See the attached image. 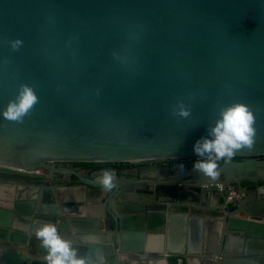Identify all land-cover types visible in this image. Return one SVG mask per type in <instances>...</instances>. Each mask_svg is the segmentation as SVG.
I'll return each instance as SVG.
<instances>
[{"label": "water", "instance_id": "1", "mask_svg": "<svg viewBox=\"0 0 264 264\" xmlns=\"http://www.w3.org/2000/svg\"><path fill=\"white\" fill-rule=\"evenodd\" d=\"M21 85L38 102L22 121L7 120L3 112ZM178 101L191 108L189 118L172 114ZM233 102L247 104L256 117L254 147L238 151L233 158L239 161H223L214 181L194 169L172 178L203 197L215 192L227 201L225 187L233 186L241 199L244 184L264 182V0H0V226L11 236L6 245L23 248L27 234L35 236L32 221L64 222L63 210H84L99 198L92 195L103 190L95 176L60 167L197 160L193 145L207 135L219 108ZM8 171L54 178L67 172L82 185L56 186V195L44 186L39 197L40 186L21 183L35 176ZM133 183L105 190L111 199L97 218L102 244L96 247L103 264L125 258L117 250L128 252L118 242L123 220L112 206L119 193L138 187ZM153 185L145 181L138 189L149 194ZM234 201L236 210L244 204H228ZM260 201L264 212V195ZM135 204L146 211L150 203ZM230 225L219 238L222 252L240 254L229 246ZM156 245L149 252L160 256L163 244ZM31 261L26 256L25 264Z\"/></svg>", "mask_w": 264, "mask_h": 264}, {"label": "crops", "instance_id": "2", "mask_svg": "<svg viewBox=\"0 0 264 264\" xmlns=\"http://www.w3.org/2000/svg\"><path fill=\"white\" fill-rule=\"evenodd\" d=\"M116 177L115 183L118 184L134 181V179ZM169 177L167 173L158 172L151 182L154 185L161 184L163 183L161 178ZM261 182L254 186L249 183L244 184L247 188L243 193L244 197L239 199L238 196L233 199L238 203L244 202L239 204V210H236L235 201L228 204L229 201L221 200L215 192L203 197L195 187L186 182L181 184L191 189L183 195L181 202L177 203L159 202L168 198L158 197L153 192V186L150 187L149 194L138 188L119 193L118 200L113 203L112 208L123 220L121 230L117 234L118 242L120 245L124 244L128 252L116 251V254L122 253L125 256L117 264H264V212H262L263 201H260L264 189ZM169 183L176 186L179 184L178 181ZM16 184L18 188H22L19 183ZM25 185L29 184H23V187ZM252 186L254 190L249 191ZM41 187L44 186L36 190L39 197L45 194ZM49 187L54 189L56 195V186ZM26 193L35 194V190H28ZM114 194L110 195L114 196ZM59 195L70 197L73 194L59 190ZM75 195L79 194L75 193ZM92 195L99 198L95 197L91 203L85 204L84 210L76 206L63 210L64 222L54 223L65 239H73L76 247H83L92 258L97 259L101 257V252L96 247L102 244L97 218L104 215L111 197H106L104 189ZM84 197H86L85 191ZM145 201L150 203L146 211L143 209L144 204H135ZM226 204L230 213L225 210ZM251 215L258 216L251 217ZM227 219L233 227L228 232L229 246L240 250V254L222 252L219 238L224 233ZM43 222L32 221L31 225L38 228ZM0 229L2 230L0 231V264H25L26 256L32 258L29 264H46L45 256H41L43 248L36 236L27 234L29 239L23 248L20 245L10 248L6 245V242L11 240L10 234L4 232V227L0 226ZM159 235H163L161 242L164 250L160 256H155L149 252V249L161 243L158 241ZM8 248L12 251H8Z\"/></svg>", "mask_w": 264, "mask_h": 264}, {"label": "clouds", "instance_id": "3", "mask_svg": "<svg viewBox=\"0 0 264 264\" xmlns=\"http://www.w3.org/2000/svg\"><path fill=\"white\" fill-rule=\"evenodd\" d=\"M19 43V40L15 41L13 48ZM37 102L33 90L27 85H21L18 96L9 101L3 116L10 121H22ZM172 114L187 119L191 116V108L183 101H178ZM255 123L256 117L247 104L233 102L221 106L214 124L208 126L207 135L193 145V151L199 157L193 163V169L210 180H216L220 176V161L231 162L238 151L254 147L257 135ZM180 167L182 169L183 165ZM95 179L106 191L116 186L114 169H103ZM35 236L45 250L46 264H103L102 257L92 260L81 256L73 242L60 234L54 222H43L36 229Z\"/></svg>", "mask_w": 264, "mask_h": 264}, {"label": "flooded vegetation", "instance_id": "4", "mask_svg": "<svg viewBox=\"0 0 264 264\" xmlns=\"http://www.w3.org/2000/svg\"><path fill=\"white\" fill-rule=\"evenodd\" d=\"M263 159V157L259 158ZM239 161V160H236ZM194 162H179L177 160L171 161H153V162H140V163H123V164H112L105 167L100 166H87L84 168H78L74 166H62L60 168L71 169L76 172H80L83 174L85 178L92 180L95 175L101 172L103 169H114L116 176L123 177L127 173L129 174H137L136 178H127L134 179L135 185H138L136 188H141L145 181L154 180L157 176V173H167L170 176L167 179L161 178L163 183L158 184L157 186L153 185L154 193L158 197L165 198H174L181 197L185 195L188 190L191 188H186V185H171L169 182L175 181L172 178L176 176V173L182 171L183 169H193ZM223 161L220 163L222 164ZM181 165L183 168L181 169ZM18 175V174H16ZM142 177V179H141ZM92 178V179H90ZM187 181V179H184ZM139 182V183H138ZM18 183V181H17ZM23 184L29 185H37V186H60V185H82V180L78 179L76 176L70 175L69 173H64L63 176H59L58 178L54 177H46V176H35L33 181L21 182ZM187 183V182H186ZM188 184V183H187ZM121 185V184H120ZM261 185L264 186V182H261ZM140 186V187H139ZM123 187L122 185L120 186Z\"/></svg>", "mask_w": 264, "mask_h": 264}, {"label": "built area", "instance_id": "5", "mask_svg": "<svg viewBox=\"0 0 264 264\" xmlns=\"http://www.w3.org/2000/svg\"><path fill=\"white\" fill-rule=\"evenodd\" d=\"M177 161H179V162H195L196 159H192V160L178 159ZM225 188H226L227 191H229V195H228V200L227 201L233 200L234 197L235 198L238 197L237 191H236V189L233 186H226Z\"/></svg>", "mask_w": 264, "mask_h": 264}, {"label": "rangeland", "instance_id": "6", "mask_svg": "<svg viewBox=\"0 0 264 264\" xmlns=\"http://www.w3.org/2000/svg\"><path fill=\"white\" fill-rule=\"evenodd\" d=\"M85 165H78V166H74V167H78V168H84ZM11 172L13 174H18L21 176H38L37 174H32V173H22V172H15V171H8ZM24 182H28V181H24Z\"/></svg>", "mask_w": 264, "mask_h": 264}, {"label": "trees", "instance_id": "7", "mask_svg": "<svg viewBox=\"0 0 264 264\" xmlns=\"http://www.w3.org/2000/svg\"><path fill=\"white\" fill-rule=\"evenodd\" d=\"M236 160H239V158H233L232 161H236ZM222 161H220L219 163H221ZM109 165H112V164H103V165H85V167L87 166H100V167H105V166H109Z\"/></svg>", "mask_w": 264, "mask_h": 264}]
</instances>
